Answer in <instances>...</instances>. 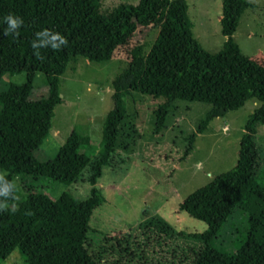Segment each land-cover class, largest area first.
I'll return each instance as SVG.
<instances>
[{"label": "trees", "instance_id": "obj_1", "mask_svg": "<svg viewBox=\"0 0 264 264\" xmlns=\"http://www.w3.org/2000/svg\"><path fill=\"white\" fill-rule=\"evenodd\" d=\"M222 5L225 40L220 50L210 52L193 35L187 0H139L106 11L100 0H0V79L7 73L26 74L22 83L10 82L0 90V177L14 185L13 195L0 197V260L18 251L22 264H124L126 255L137 264H160L161 258L169 264H264V182L256 172L255 141L258 124L264 123V61L242 53L234 38L242 13L254 3L223 0ZM9 13L23 20L15 35L4 32L3 18ZM151 25L158 27L157 37L149 45L139 41L130 46L127 66L112 80L114 105L97 152L89 136L73 130L53 158L38 159L34 151L49 135L55 108L63 102L60 81L68 64L76 55L108 60L140 28ZM42 30L59 33L66 44L52 49L51 43H58L52 41L33 49L31 42L39 44L36 33ZM40 72L47 91L34 99V78ZM133 91L165 97L154 109L157 129L166 126L177 100L211 104L187 137L189 148L211 119L250 99L259 105L245 124L237 164L196 188L179 205L205 221V230L180 231L151 216L137 226V232L106 235L97 245L90 237L95 231L90 220L106 201L99 181L118 153L127 113L124 97ZM16 174L22 175L21 187L15 183ZM83 174L91 185L83 199L67 191L52 198L35 183L44 178L70 184ZM20 188L26 196L44 194L47 199L37 210L28 211L25 197L19 198ZM236 209L244 222L233 240L236 249L227 251L215 240Z\"/></svg>", "mask_w": 264, "mask_h": 264}, {"label": "rangeland", "instance_id": "obj_2", "mask_svg": "<svg viewBox=\"0 0 264 264\" xmlns=\"http://www.w3.org/2000/svg\"><path fill=\"white\" fill-rule=\"evenodd\" d=\"M100 1L102 11H106L120 3L137 4L139 0ZM187 1L194 37L206 50L217 52L225 40L219 19L223 0ZM251 1L254 6L242 13L234 38L242 53L264 61V0ZM158 32V27L153 25L140 28L129 39V43L120 46L108 60L95 61L76 55L61 75L60 95L64 101L55 108L49 135L34 151L38 159L53 158L73 130L89 136L97 152L106 116L114 105L112 80L127 66L128 48L139 41L149 45ZM25 80V72L12 75L7 73L0 79V90L10 82L22 83ZM46 91L45 75L40 72L34 78L31 97L38 98ZM164 100V96L155 98L139 91L124 97L127 113L121 125L118 153L112 166L104 167L99 181L106 201L95 208L90 220L95 229L90 237L97 245L106 235L119 237L127 232H137V226L151 216L164 219L180 231L205 230V221L180 210L179 205L196 188L237 164L245 124L251 112L259 105L250 99L240 108L211 119L208 127L197 134L194 145L189 148L187 137L196 131L200 121L211 109V104L177 100V108L167 115L166 126L157 129L154 109ZM57 129L60 134L56 132ZM255 141L256 172L259 180L264 182V123L258 124ZM3 169L7 171L9 167ZM85 178L86 174H83L70 184L51 183L44 178L35 183L43 186L52 198L67 191L83 199L90 194L91 187L84 181ZM15 183L22 186V175L16 174ZM18 195L21 199L25 197L23 200L28 211L37 210L47 199L44 194L26 196L21 188ZM243 222V215L236 209L223 224L215 243L227 251L235 250L233 240L241 231ZM115 240L111 239L114 243ZM127 256L122 259L124 264H137L131 260V256ZM22 263L18 251L0 260V264ZM160 264L169 262L161 258Z\"/></svg>", "mask_w": 264, "mask_h": 264}, {"label": "clouds", "instance_id": "obj_3", "mask_svg": "<svg viewBox=\"0 0 264 264\" xmlns=\"http://www.w3.org/2000/svg\"><path fill=\"white\" fill-rule=\"evenodd\" d=\"M3 19L4 21H6V24H7V27L4 29V32L6 35L10 32L13 35H15L16 30L23 24L22 18L12 13H9ZM36 37L40 38L39 44L37 43V40H33L31 42V47L33 49H37L41 45L52 42V41H58V43H54V42L51 43L52 49H57L61 45L66 44V39L63 36H61L59 33L49 32L48 30H42V31L37 32ZM43 38H47V39H43ZM13 192H14V185L10 183L9 181L0 177V197L7 199L10 195H13ZM14 210L15 209L13 208V211Z\"/></svg>", "mask_w": 264, "mask_h": 264}, {"label": "crops", "instance_id": "obj_4", "mask_svg": "<svg viewBox=\"0 0 264 264\" xmlns=\"http://www.w3.org/2000/svg\"><path fill=\"white\" fill-rule=\"evenodd\" d=\"M221 17V16H220ZM220 17H219V19H220ZM63 101H64V99H63ZM56 132H58L59 134H60V131H59V129H57V131Z\"/></svg>", "mask_w": 264, "mask_h": 264}]
</instances>
